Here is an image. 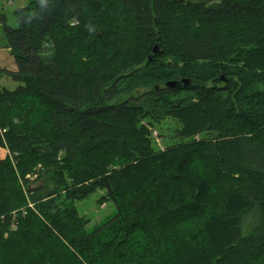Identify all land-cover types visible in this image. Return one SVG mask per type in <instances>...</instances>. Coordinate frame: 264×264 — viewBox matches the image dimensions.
<instances>
[{
	"label": "trees",
	"instance_id": "obj_1",
	"mask_svg": "<svg viewBox=\"0 0 264 264\" xmlns=\"http://www.w3.org/2000/svg\"><path fill=\"white\" fill-rule=\"evenodd\" d=\"M14 15L0 264H264V0H30ZM165 118L181 143L156 151ZM99 189L117 213L88 231L72 204Z\"/></svg>",
	"mask_w": 264,
	"mask_h": 264
},
{
	"label": "rangeland",
	"instance_id": "obj_2",
	"mask_svg": "<svg viewBox=\"0 0 264 264\" xmlns=\"http://www.w3.org/2000/svg\"><path fill=\"white\" fill-rule=\"evenodd\" d=\"M30 0H0V69L1 67L17 70V65L14 60V58L10 55V50L7 48V39L4 34L3 25H2V18L4 17L6 20V23L13 27H17V20L15 18V11L19 8H24L29 4ZM0 86L5 87L6 89L13 91L18 88L19 84L15 82L10 77L4 76L0 74ZM148 90L142 89L138 96L143 95ZM180 129V125L169 119L165 118L161 120L159 123H155L152 127L153 132V139H154V148L156 151H165L167 148H171L172 146L178 145L181 143L180 137L177 136V131ZM204 138L201 136L195 137L193 140L188 142H200L203 141ZM33 177L32 183L36 182L35 180L38 178V175L35 174ZM106 197V190H97L94 194L89 196L86 199L83 200H77L74 201L72 204L73 207L77 208V214L78 217L83 218L87 220L88 225L86 229L88 231H92L96 227L103 224L105 221L113 217L115 213H117L116 205L113 201H106L103 199ZM58 201L57 203H59ZM69 205V204H68ZM33 207V205H31ZM30 206V207H31ZM31 207V208H32ZM64 210V207L62 208ZM47 225V223H46ZM48 228H53V226L49 225ZM49 228V229H50ZM52 230V229H51ZM50 230V231H51ZM53 232V231H52ZM73 235L70 236V242H74ZM65 242L64 247L62 249L68 250L67 254H74L78 259L84 260L80 255V252L76 251V248H74L73 245H70L66 240H63ZM61 249V251H62ZM43 258H47L45 255ZM236 260L238 262H236ZM232 258L229 260L230 264H240V260ZM48 264H51L50 261H48ZM223 264H228L223 261ZM253 264V263H252Z\"/></svg>",
	"mask_w": 264,
	"mask_h": 264
},
{
	"label": "water",
	"instance_id": "obj_3",
	"mask_svg": "<svg viewBox=\"0 0 264 264\" xmlns=\"http://www.w3.org/2000/svg\"><path fill=\"white\" fill-rule=\"evenodd\" d=\"M154 53H155V54L158 53V46H156V47L154 48ZM183 83H184L186 86L189 85L188 80H184ZM166 86H167V88H170V89L179 88V87H180V83L177 82V81H171V82H168Z\"/></svg>",
	"mask_w": 264,
	"mask_h": 264
},
{
	"label": "crops",
	"instance_id": "obj_4",
	"mask_svg": "<svg viewBox=\"0 0 264 264\" xmlns=\"http://www.w3.org/2000/svg\"><path fill=\"white\" fill-rule=\"evenodd\" d=\"M1 69H7V68L1 67ZM7 70L15 71V70H12V69H7ZM8 154H9L8 150L0 148V160L5 159L8 156Z\"/></svg>",
	"mask_w": 264,
	"mask_h": 264
},
{
	"label": "clouds",
	"instance_id": "obj_5",
	"mask_svg": "<svg viewBox=\"0 0 264 264\" xmlns=\"http://www.w3.org/2000/svg\"><path fill=\"white\" fill-rule=\"evenodd\" d=\"M90 31H91V29H90Z\"/></svg>",
	"mask_w": 264,
	"mask_h": 264
}]
</instances>
